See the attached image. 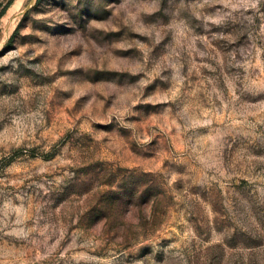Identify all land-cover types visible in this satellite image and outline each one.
<instances>
[{
    "label": "rangeland",
    "instance_id": "1",
    "mask_svg": "<svg viewBox=\"0 0 264 264\" xmlns=\"http://www.w3.org/2000/svg\"><path fill=\"white\" fill-rule=\"evenodd\" d=\"M0 264H264V0H0Z\"/></svg>",
    "mask_w": 264,
    "mask_h": 264
},
{
    "label": "trees",
    "instance_id": "2",
    "mask_svg": "<svg viewBox=\"0 0 264 264\" xmlns=\"http://www.w3.org/2000/svg\"><path fill=\"white\" fill-rule=\"evenodd\" d=\"M114 181H117V186L115 189L108 192V197L104 204L100 207H95L94 210L101 213L99 218H102L110 213L108 211L121 212V209H129L130 207H136L141 204H147L150 200H157L159 196V189L156 184L149 183L142 178L137 179L133 171L127 173L116 172L112 179L108 181V184L112 185ZM95 213V214H96ZM142 231L137 233L138 238L147 235V225L141 226ZM152 230L155 225H152ZM125 234V239L128 238V233ZM136 234V236H137ZM137 238V237H136Z\"/></svg>",
    "mask_w": 264,
    "mask_h": 264
}]
</instances>
